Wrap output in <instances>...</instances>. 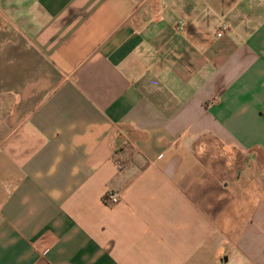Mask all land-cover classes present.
Here are the masks:
<instances>
[{
  "label": "crops",
  "instance_id": "1",
  "mask_svg": "<svg viewBox=\"0 0 264 264\" xmlns=\"http://www.w3.org/2000/svg\"><path fill=\"white\" fill-rule=\"evenodd\" d=\"M0 264H264V0H0Z\"/></svg>",
  "mask_w": 264,
  "mask_h": 264
},
{
  "label": "built area",
  "instance_id": "2",
  "mask_svg": "<svg viewBox=\"0 0 264 264\" xmlns=\"http://www.w3.org/2000/svg\"><path fill=\"white\" fill-rule=\"evenodd\" d=\"M107 200L110 201L112 204H116L119 202L118 197H116L112 192H109L106 196Z\"/></svg>",
  "mask_w": 264,
  "mask_h": 264
}]
</instances>
